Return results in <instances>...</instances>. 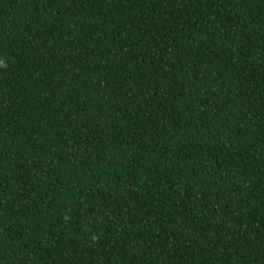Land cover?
<instances>
[{"label":"trees","instance_id":"1","mask_svg":"<svg viewBox=\"0 0 264 264\" xmlns=\"http://www.w3.org/2000/svg\"><path fill=\"white\" fill-rule=\"evenodd\" d=\"M0 264H264V0H0Z\"/></svg>","mask_w":264,"mask_h":264},{"label":"clouds","instance_id":"2","mask_svg":"<svg viewBox=\"0 0 264 264\" xmlns=\"http://www.w3.org/2000/svg\"><path fill=\"white\" fill-rule=\"evenodd\" d=\"M0 65H3V66H5V67H6V65H5V64H3V62H2V61H0Z\"/></svg>","mask_w":264,"mask_h":264}]
</instances>
